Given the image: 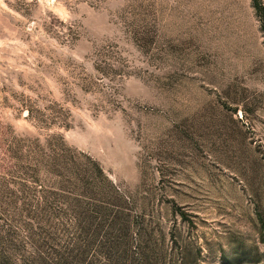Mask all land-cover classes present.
Masks as SVG:
<instances>
[{
	"label": "rangeland",
	"instance_id": "rangeland-1",
	"mask_svg": "<svg viewBox=\"0 0 264 264\" xmlns=\"http://www.w3.org/2000/svg\"><path fill=\"white\" fill-rule=\"evenodd\" d=\"M257 2L0 0V264H264Z\"/></svg>",
	"mask_w": 264,
	"mask_h": 264
},
{
	"label": "trees",
	"instance_id": "trees-1",
	"mask_svg": "<svg viewBox=\"0 0 264 264\" xmlns=\"http://www.w3.org/2000/svg\"><path fill=\"white\" fill-rule=\"evenodd\" d=\"M254 7L257 11V13L260 15V8L258 5L257 0H253ZM99 214L104 216L105 222L104 227L106 228L107 231L101 236L103 239H105L109 244H108V253L109 259L112 261L113 264H120V258H115V248L116 247H123V242H121L120 238L123 237L122 235V229L124 228V223L123 220L120 219L119 213L117 211L112 210V209H106V208H100L99 207ZM117 220H120V222H117ZM90 222V218L89 221ZM90 225V223H89ZM116 227V231H115ZM150 260L146 258L145 256H141V263L142 264H147Z\"/></svg>",
	"mask_w": 264,
	"mask_h": 264
}]
</instances>
